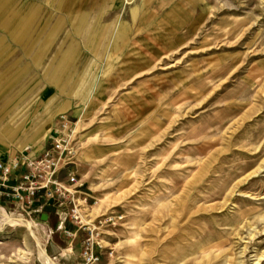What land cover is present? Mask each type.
<instances>
[{
  "label": "rangeland",
  "instance_id": "rangeland-1",
  "mask_svg": "<svg viewBox=\"0 0 264 264\" xmlns=\"http://www.w3.org/2000/svg\"><path fill=\"white\" fill-rule=\"evenodd\" d=\"M61 1L0 0V151L42 154L66 116L96 228L0 201V264H47L9 216L53 264L91 236L98 264H264V0Z\"/></svg>",
  "mask_w": 264,
  "mask_h": 264
},
{
  "label": "built area",
  "instance_id": "built-area-1",
  "mask_svg": "<svg viewBox=\"0 0 264 264\" xmlns=\"http://www.w3.org/2000/svg\"><path fill=\"white\" fill-rule=\"evenodd\" d=\"M58 129L50 136V143L42 154L22 153L9 161L0 160V201L14 200L22 208L36 207L37 212L53 207L62 224V231L67 236L77 237L78 232L85 234L96 228L95 220L83 213L80 203H87L85 198L78 202L72 189H76L79 179L70 172L65 180H61L60 171L69 166L67 157L72 153L70 147L69 122L66 116L61 117ZM63 166H60L62 165ZM84 196H88L83 193ZM70 220L76 227L75 232L68 231L64 224ZM102 223V222H100ZM82 259L84 264H98L102 255L99 245L93 236L83 241Z\"/></svg>",
  "mask_w": 264,
  "mask_h": 264
},
{
  "label": "bare ground",
  "instance_id": "bare-ground-1",
  "mask_svg": "<svg viewBox=\"0 0 264 264\" xmlns=\"http://www.w3.org/2000/svg\"><path fill=\"white\" fill-rule=\"evenodd\" d=\"M9 220H8V224H13V225H18V226H21L23 228H26L32 235V237L34 238V240L37 242V245H38V250H39V253L41 255V257L43 258V260L47 263V264H53L52 261L50 260V258L46 255V252L43 248V245H41V243L39 242V240L37 239V236L35 235L34 231H33V227H34V224L26 219H24L23 217L20 218V217H11L9 216ZM7 219V218H6Z\"/></svg>",
  "mask_w": 264,
  "mask_h": 264
},
{
  "label": "crops",
  "instance_id": "crops-1",
  "mask_svg": "<svg viewBox=\"0 0 264 264\" xmlns=\"http://www.w3.org/2000/svg\"><path fill=\"white\" fill-rule=\"evenodd\" d=\"M48 2L53 6L60 8L62 6V1L61 0H48ZM97 71L96 70H91L88 74V76L85 78L84 83H82V90H86V92L89 89H93V78H95ZM59 87V86H58ZM13 156L10 154H7L6 152L0 151V160L1 161H9L12 160ZM99 252V251H98Z\"/></svg>",
  "mask_w": 264,
  "mask_h": 264
},
{
  "label": "water",
  "instance_id": "water-1",
  "mask_svg": "<svg viewBox=\"0 0 264 264\" xmlns=\"http://www.w3.org/2000/svg\"><path fill=\"white\" fill-rule=\"evenodd\" d=\"M48 219V214H43L42 215V221H47Z\"/></svg>",
  "mask_w": 264,
  "mask_h": 264
},
{
  "label": "trees",
  "instance_id": "trees-1",
  "mask_svg": "<svg viewBox=\"0 0 264 264\" xmlns=\"http://www.w3.org/2000/svg\"><path fill=\"white\" fill-rule=\"evenodd\" d=\"M48 209H52V208H48Z\"/></svg>",
  "mask_w": 264,
  "mask_h": 264
}]
</instances>
